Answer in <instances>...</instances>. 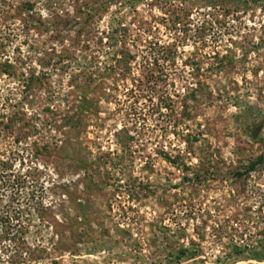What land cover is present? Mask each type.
<instances>
[{
	"label": "rangeland",
	"instance_id": "374dc122",
	"mask_svg": "<svg viewBox=\"0 0 264 264\" xmlns=\"http://www.w3.org/2000/svg\"><path fill=\"white\" fill-rule=\"evenodd\" d=\"M0 264H264V0H0Z\"/></svg>",
	"mask_w": 264,
	"mask_h": 264
}]
</instances>
